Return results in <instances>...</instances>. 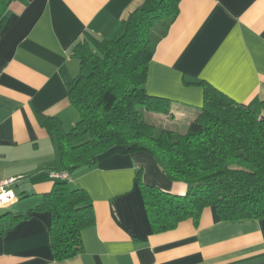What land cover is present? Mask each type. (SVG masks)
Listing matches in <instances>:
<instances>
[{
  "label": "crops",
  "instance_id": "obj_1",
  "mask_svg": "<svg viewBox=\"0 0 264 264\" xmlns=\"http://www.w3.org/2000/svg\"><path fill=\"white\" fill-rule=\"evenodd\" d=\"M144 0H13L0 34V182L14 197L0 215H30L0 234V264H264V217L221 220L214 209L153 233L136 175L148 185L184 194L146 152L115 147L90 167L67 171L71 186L89 194L95 215L81 232L83 251L52 257L47 212H30L61 170L54 130L38 115L59 118L64 130L78 115L67 85L79 72L74 45L89 32L112 38ZM88 69L86 67L84 71ZM205 81L237 102L262 104L264 0H180L178 14L148 64L149 94L170 100V114L148 113L160 128L186 131L203 103ZM153 123V122H152ZM155 125V124H154ZM156 126V125H155Z\"/></svg>",
  "mask_w": 264,
  "mask_h": 264
},
{
  "label": "trees",
  "instance_id": "obj_2",
  "mask_svg": "<svg viewBox=\"0 0 264 264\" xmlns=\"http://www.w3.org/2000/svg\"><path fill=\"white\" fill-rule=\"evenodd\" d=\"M13 0H0V34ZM180 0H144L121 20L122 32L99 38L86 32L74 45L79 72L68 82L67 96L77 111L64 130L59 118L38 115L54 130L61 170L90 167L115 147L150 154L167 178L186 184L175 194L145 184L136 175L153 233L172 230L185 220L198 224L203 210L219 219L264 217V116L255 100L235 101L205 81L203 103L183 133L157 128L148 113L170 114V100L149 94L148 64L157 43L178 14ZM89 66V67H88ZM88 67V72L84 69ZM47 212L52 257L72 258L83 251L81 232L95 222L92 201L81 186L55 179L49 192L30 212ZM30 215H0V234Z\"/></svg>",
  "mask_w": 264,
  "mask_h": 264
},
{
  "label": "built area",
  "instance_id": "obj_3",
  "mask_svg": "<svg viewBox=\"0 0 264 264\" xmlns=\"http://www.w3.org/2000/svg\"><path fill=\"white\" fill-rule=\"evenodd\" d=\"M50 178L52 179H68V173L67 171H51L49 173ZM11 180H7L5 182H0V204H5L9 202L13 197V192L6 191L5 185L9 184Z\"/></svg>",
  "mask_w": 264,
  "mask_h": 264
},
{
  "label": "rangeland",
  "instance_id": "obj_4",
  "mask_svg": "<svg viewBox=\"0 0 264 264\" xmlns=\"http://www.w3.org/2000/svg\"><path fill=\"white\" fill-rule=\"evenodd\" d=\"M88 67H89V66H88ZM87 72H88V69L85 70V73H87ZM147 120H148L149 122H151V123L153 122V124H155L157 128H158V127H159V128L161 127V126H159V124H158L153 118L148 117Z\"/></svg>",
  "mask_w": 264,
  "mask_h": 264
}]
</instances>
